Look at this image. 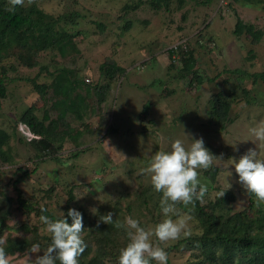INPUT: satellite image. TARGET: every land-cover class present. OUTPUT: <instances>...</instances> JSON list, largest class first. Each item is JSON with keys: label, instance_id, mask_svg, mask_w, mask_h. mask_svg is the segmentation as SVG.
Masks as SVG:
<instances>
[{"label": "rangeland", "instance_id": "374dc122", "mask_svg": "<svg viewBox=\"0 0 264 264\" xmlns=\"http://www.w3.org/2000/svg\"><path fill=\"white\" fill-rule=\"evenodd\" d=\"M138 1L32 0L45 12L65 18L66 22L60 23L74 34L79 49L75 55L41 51L37 55L40 65H47L50 71L57 66L76 65L86 80L100 82L104 79L100 65L114 60L125 67V76L112 83L103 102H98L96 96L88 100L92 110L84 122L90 129L68 115L72 133L88 132H83L78 144L65 138L56 151L58 159L46 158L35 164L29 159L34 149L17 137L11 138L9 145L14 158L11 162L0 161V198L4 195L11 198L7 224L27 222L31 225L38 221L33 212L26 215L16 208L15 185L28 201L46 206L56 215L64 211L71 190L75 208L82 206L91 211L106 203L119 207L125 217L131 215L139 219L142 226L158 223L164 218L159 205L161 196L151 186L150 179L141 174V169L147 167L155 151L169 149L170 141L181 139L187 146L191 137H202L205 147L214 156L223 158L209 168L215 171L213 176L199 170L201 182L208 186L204 202H199L204 211H213L215 217L222 215L225 220L235 210L248 205L246 191L229 159H238L255 147L248 128L264 118V81L258 79L255 84H248V97L253 101L247 104L237 98L230 112L234 120L220 131L210 120L209 100L216 91L228 93L238 88L237 74L230 71L244 70L243 77L248 79L247 72L264 70V0L253 7L243 6L242 0H208L207 3H203L206 0H168L167 6L160 10H154L147 2L137 6ZM73 13L78 14L74 19ZM236 17L262 30L258 43H252L248 36L234 37ZM128 22L130 25L126 27ZM199 32L203 35L201 39ZM182 38L190 41L189 46L198 52L195 67L204 80L200 85L190 76L180 77L177 74L180 63L173 66L168 57L167 49ZM208 39L214 40L217 46L209 45ZM204 43L205 46L200 45ZM249 49H253L254 59L246 58ZM4 65L8 91L1 101L0 127L11 131L16 121L18 134L31 138L25 125L16 119L30 105L37 115H41V108L49 107L50 101L39 98L29 79L36 74L38 82H50V78L44 74L47 70L39 71V66L31 69L21 66L14 57L6 58ZM171 90L175 93L169 94ZM144 103L150 108L140 119ZM49 114L54 115L52 111ZM139 119L147 129L155 132L153 136L138 132V128H143L137 125ZM108 126H114L115 132L104 138ZM77 150L79 154L75 156ZM261 155L264 156V150ZM226 189L234 193V201L219 199V193ZM140 190L147 196L146 207L138 205L133 198ZM132 201L134 203L127 209ZM259 206L264 208L263 203ZM178 207L183 214L192 217L189 236L200 234L199 208L194 204ZM9 231H5L4 237L20 233ZM82 236L85 239L84 233ZM184 238L165 246L170 247L168 264H194L192 260L196 257L192 252L196 249L189 245V239L182 242ZM27 251L8 254L11 264H21Z\"/></svg>", "mask_w": 264, "mask_h": 264}, {"label": "trees", "instance_id": "16d2710c", "mask_svg": "<svg viewBox=\"0 0 264 264\" xmlns=\"http://www.w3.org/2000/svg\"><path fill=\"white\" fill-rule=\"evenodd\" d=\"M207 1H203V3H207ZM233 1L239 2L241 0ZM143 2H147L154 10H160L168 4V0H139L137 6ZM261 2L262 0H242L241 3L244 4L243 6L253 7L258 6ZM8 8V0H0V106L8 91L5 83L7 69L4 60L6 58L14 57L21 66L30 69L39 66V71H46L47 65H40L38 62L37 55L41 51H55L65 55L67 53L70 55L79 53L74 34L67 31L60 23L63 20L66 22L63 16H53L39 8L36 3H29V1L24 2L23 6H16L14 11H8ZM72 15V19H74V16L77 17L78 14L73 13ZM236 18L232 30L234 37L238 38L244 35L248 36L252 43H258L263 34L262 30L253 23L245 22L239 17ZM129 25L130 22L126 24V27ZM198 36L201 39L203 35L199 32ZM208 40L209 45L217 46L214 40ZM189 42L188 40L183 41L182 38L175 48L167 49V54L173 66L175 63H180V67H177V74L180 77L190 76L191 80L195 79L196 84L200 85L204 80L195 67L198 52L195 47L192 49L189 46ZM200 45L205 46L206 43ZM254 57L253 49H249L246 58L254 59ZM230 72L237 74L235 77L238 88L228 93L216 91L209 100L211 103L210 120L214 122V126H217L219 131L225 129V125L234 120L231 118L230 112L234 108L237 98L247 104L253 101L252 97H248L250 94L249 89L247 90L248 84H255L258 79L264 81V70L247 72L248 79L243 77L246 73L244 70L235 69ZM100 73L104 75L102 81L90 82L85 79L76 65L73 67L57 66L44 73L48 75L50 82H38V74L30 78L29 82L35 88L39 98L44 102L49 100L50 105L48 108H41V115H37L34 107L30 105L16 119L32 133L33 137L31 138L18 134L15 129L16 121H14V128L11 131L0 127V161L11 162L13 160L9 143L14 137L34 149L29 159L35 164L38 161H44L46 158L58 159L56 151L62 147L63 141L67 137L78 144L79 137L88 130H77L72 133L73 126L71 127L67 121L68 115L72 116L76 122H80L85 129H90L91 127L84 122L87 113L92 110L88 107V100L96 96L98 102H103L112 83L125 76V67L114 60H106L100 65ZM169 92V94L175 93L172 90ZM47 95H49V99L46 98ZM146 103L143 104L144 107L139 112L141 114L139 115L140 119L150 108V105ZM49 111H52L54 115L50 116ZM140 119V123L137 125L143 128H138V132H147L153 136L155 132L147 129V125ZM113 132H115L114 126H108L104 138ZM78 154L77 150L75 156ZM21 168L19 167V169ZM22 171L24 174L27 173L24 169ZM205 173L213 176L215 171L209 169ZM15 189L17 191L16 208L26 215L33 212V215L38 217V221L31 225L27 222L16 223L15 225L7 224L11 215V198L7 195L0 198V239L5 241V250L7 254L24 252L32 244H39L43 250L51 242L49 235L42 231L43 226L39 221L41 207H47L38 206L28 201L16 185ZM224 191V196L219 197V199L235 200V195L231 190L226 189ZM246 194L249 200L248 205L235 210L225 220H222V215L215 217L213 211H204L199 201L194 204L199 208L197 220L200 224L201 233L185 237L182 241L185 242L189 239L188 241L191 243L189 245L196 249L192 252V255L196 257L192 260L194 264H264V208L263 206L255 207L257 205L255 197L250 193L246 192ZM157 195L161 196L162 194L157 193ZM146 197L140 190L136 192L133 198L139 202L138 205L141 204V207H146ZM73 202H75V196L69 190L63 211L65 215L69 208H75ZM133 203L134 201L129 203L127 209ZM218 203L219 200L216 204ZM75 209L83 215L84 240L88 245L85 252L79 257V264H118L119 249L127 243L125 232L115 228L114 225L103 223L97 227V222L101 215L110 211L114 213V220L123 221L125 212L115 205H106V203H101L96 208L98 211L95 215L91 211H86L82 206ZM45 214L53 218L56 215L50 209ZM68 222L71 223L70 218H68ZM9 229L18 230L20 233L15 236H8V234L4 237L5 231H9ZM166 250L169 251L170 247ZM153 264L155 263L153 262Z\"/></svg>", "mask_w": 264, "mask_h": 264}, {"label": "clouds", "instance_id": "9594fccd", "mask_svg": "<svg viewBox=\"0 0 264 264\" xmlns=\"http://www.w3.org/2000/svg\"><path fill=\"white\" fill-rule=\"evenodd\" d=\"M24 2L8 0L7 10L14 11L16 6H23ZM248 133L255 147L249 148L238 159L229 160L239 177V183L255 197L259 206L264 203V156L261 155V150H264V118L249 127ZM222 160V156H214L205 147L202 137H191L187 146L181 139H175L170 141L169 149L155 151L147 167L141 169V174L146 175L154 190L162 194L159 205L164 218L153 225L142 226L140 220L131 215L124 217L123 221L114 220V213L110 211L101 215L97 222V227L103 223L125 232L127 243L119 249L118 264H168L165 246L182 236L191 235L189 225L192 217L183 214L178 205L187 208L197 201L204 202L208 186L201 182L199 170L206 171L214 162ZM224 194L225 191L220 192L219 196L223 197ZM40 211L42 231L49 235L51 242L43 250L39 244H32L21 264H79V257L88 247L82 236L85 231L82 213L69 208L66 215L58 211L53 218L45 214L47 208L41 207ZM97 211L96 208L91 209L93 215ZM0 264H11L3 239H0Z\"/></svg>", "mask_w": 264, "mask_h": 264}, {"label": "built area", "instance_id": "2783aa9c", "mask_svg": "<svg viewBox=\"0 0 264 264\" xmlns=\"http://www.w3.org/2000/svg\"><path fill=\"white\" fill-rule=\"evenodd\" d=\"M178 43V42H177ZM177 43H175V44H173L171 47H173V48H175L176 47V45H177ZM30 134V133H29ZM28 134V135H29ZM32 136V135H31Z\"/></svg>", "mask_w": 264, "mask_h": 264}]
</instances>
